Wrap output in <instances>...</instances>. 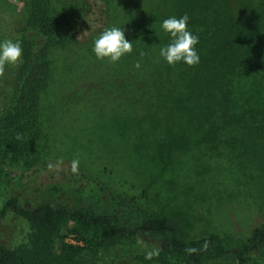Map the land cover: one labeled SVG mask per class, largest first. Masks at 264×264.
<instances>
[{
	"label": "trees",
	"instance_id": "1",
	"mask_svg": "<svg viewBox=\"0 0 264 264\" xmlns=\"http://www.w3.org/2000/svg\"><path fill=\"white\" fill-rule=\"evenodd\" d=\"M113 7L102 26L122 27L133 42L117 70L131 71L135 86L127 87L129 110L113 113L109 122L130 141L136 157L168 165L176 152L195 143L238 151L264 165V0H118ZM26 11L18 37L22 59L0 113V222L13 212L30 229L19 247L0 243V264H108L112 247L140 234L153 235L159 250L152 260L139 254L142 264H264V217L244 237L189 236L183 217L149 212L136 197L84 169L74 174L71 163L49 169L57 162L36 156L42 95L56 52L80 42L81 35L98 36L103 28L86 34L82 20L88 10L81 14L75 3L56 9L48 0H28ZM185 13L190 31L199 36L200 62L169 65L159 56V48L169 43L160 24ZM45 170L59 176L41 182ZM7 189L9 196L2 199ZM188 247L197 251L189 254Z\"/></svg>",
	"mask_w": 264,
	"mask_h": 264
},
{
	"label": "rangeland",
	"instance_id": "2",
	"mask_svg": "<svg viewBox=\"0 0 264 264\" xmlns=\"http://www.w3.org/2000/svg\"><path fill=\"white\" fill-rule=\"evenodd\" d=\"M27 2L0 0V40L18 39L27 14ZM48 2L56 9L68 3L78 4L81 14L88 10V19L82 20L88 34L103 25L118 0ZM96 37L81 35L80 42L74 40L56 52L49 85L42 95L36 156L60 164L79 159V169L136 197L149 212L183 217V229L189 236L249 235L264 217L261 160L248 159L238 151L223 147L210 150L207 144L196 146L195 143L176 152L168 165L158 164L155 157L137 158L130 141L114 131L109 122L113 113L129 110L131 102H127V97L131 100V90L127 87L135 86L134 75L131 71L117 70V62L97 59L90 48ZM18 63L6 65L0 74V113L11 97ZM138 83L142 88L143 83ZM48 172L51 171L39 173L41 182H50L59 176L58 172L53 176ZM26 175L32 177V171ZM9 193L7 189L1 198ZM20 201L35 204L29 198ZM29 229L25 218L9 212L0 222V243L19 247L28 241ZM152 236L140 234L134 240L112 247L106 262L142 264L136 257L157 247Z\"/></svg>",
	"mask_w": 264,
	"mask_h": 264
},
{
	"label": "clouds",
	"instance_id": "3",
	"mask_svg": "<svg viewBox=\"0 0 264 264\" xmlns=\"http://www.w3.org/2000/svg\"><path fill=\"white\" fill-rule=\"evenodd\" d=\"M190 17L187 13L182 16H169L164 19L160 28L168 34L169 43L159 48V56L169 65L176 63H184L189 67L194 66L200 62V55L197 51L196 45L199 43V36L193 34L189 29ZM133 51V42H130L125 37L122 27L109 26L105 28L93 40L92 52L99 60L107 59L111 63L118 62L125 55L131 54ZM23 55V48L20 40H0V74H3V69L6 65H14L21 61ZM141 57L144 52L139 53ZM140 67V63L135 65ZM20 138L19 136L17 137ZM52 163L48 164L49 169L58 166ZM79 159L74 158L71 161V171L76 174L78 172ZM203 248H207L205 243ZM197 250L192 247L186 248L189 254ZM159 255L158 249H149L145 251L144 259L152 260Z\"/></svg>",
	"mask_w": 264,
	"mask_h": 264
}]
</instances>
